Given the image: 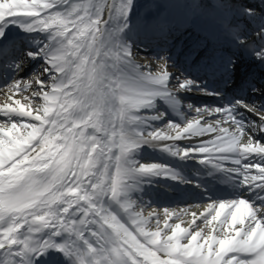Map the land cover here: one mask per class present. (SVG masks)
Wrapping results in <instances>:
<instances>
[{"label": "snow or ice", "instance_id": "1", "mask_svg": "<svg viewBox=\"0 0 264 264\" xmlns=\"http://www.w3.org/2000/svg\"><path fill=\"white\" fill-rule=\"evenodd\" d=\"M131 4L124 0L119 6L107 5L109 20L121 18L114 30L109 21L101 26L106 0H0V37L4 26L19 24L29 32L47 31L51 38L39 52L28 53L46 60L47 80L34 77L39 91L33 93L45 104L34 114L28 110L30 103L14 99L15 93L31 86L29 82L22 87L20 80L8 86L13 95L0 103V115L7 120L0 124V255L14 257L7 264H32L33 257L55 248L76 264H264V207L255 208L248 200L207 205L203 223L219 221V229L212 231H221V236L203 235L202 229L190 233L180 223L165 220L171 235L161 240V230L146 231L147 220L134 211L129 193L141 176L175 178L165 166L130 159L134 148L214 133L193 148H164L218 168L230 164L228 170L244 184L264 188V142L230 108L195 110L201 117H215V124L197 119L181 128L169 122L177 129L174 136L155 128L143 130L148 120L160 116L135 115L132 109H150L157 97L177 101L167 87L170 74L140 71L130 59V49L114 36L126 27ZM230 31L240 40L237 30ZM260 35L264 38V32ZM256 54L264 58V48ZM191 84L185 80L180 87ZM258 115L264 122V114ZM14 117L34 122H13ZM129 123L134 128L129 129ZM257 131L264 132V123ZM165 215L171 214L165 210ZM193 217L195 225V213ZM59 236L66 239L59 242ZM189 236V243L182 245L181 239ZM200 238L203 243H198ZM213 245L218 250L213 251Z\"/></svg>", "mask_w": 264, "mask_h": 264}, {"label": "bare ground", "instance_id": "2", "mask_svg": "<svg viewBox=\"0 0 264 264\" xmlns=\"http://www.w3.org/2000/svg\"><path fill=\"white\" fill-rule=\"evenodd\" d=\"M86 1L88 2L89 0H86ZM241 1H245V0H241ZM76 2L77 3H83L84 0H76ZM112 2L109 5L114 4ZM246 2H247L246 3L247 6L249 4H255V6L257 8L256 12H258L257 11L258 8L260 10L262 9L261 16L259 18H257V19L260 20L261 17L263 16V14H264V12H263L264 4L262 5V4L258 3L257 0H246ZM174 3L178 6V7H176L177 9L176 8L174 9V14H176L175 15V19L178 22H179V20L182 22V32L183 31L185 32L187 30V28H188L187 15H190V16L191 15L192 16L195 15L194 11L196 10V8H194V6L196 4L193 1L192 2H187V4H186V2L183 1V0H174ZM185 4H186V8L188 9V12H189L188 14H186L182 10L185 7ZM154 5H155V3L152 0H142V1H140V3H139V1H135L134 3H132L131 10L129 11L126 20L123 22V23L126 24V27H124L122 31H118V32L115 31L114 32V36H118V37L126 36V33L131 28V25L133 23L134 18H136L135 21L136 20L137 21L140 20L139 25H141V27H142V31L137 32V35H139L140 37H143V38L148 37L152 41H158V42L165 41L166 39L163 38V37H164L165 33L167 34L169 29L168 28H162L161 26L164 27L166 24L165 23L162 24L158 19H156L157 15L150 14V11L157 10V8L156 9L154 8ZM149 16L151 17V19H150ZM105 18H106V21H109L110 25H113V23H116V21L117 22H121V18H117L115 16H113V18L111 20H109V9L108 8L106 9V12H105ZM147 18H149L150 20H147ZM155 22H156V24H161V26H157L156 25L151 30L149 28V26H150L151 23H155ZM172 22L174 23L175 20L173 19ZM174 25H175V23L172 24V28H175ZM103 26H105V25L103 24ZM153 30H155V31L160 30V32H153ZM258 30L259 29H257L256 31H258ZM168 34H171V33H168ZM7 37L10 39V41L13 40L12 43L14 45L24 41L28 45L39 46V47L45 45L46 42L49 43L50 39H51L50 38V34L47 31H44V32H29V31H26L19 24H12V25L9 24V25H6L4 27V35L2 37H0V41L1 40H5L6 41ZM214 42L216 44H220L219 40L218 41L214 40ZM8 43L9 42L4 43V44H7V45H3V47L7 48L9 46ZM0 45H1V42H0ZM10 46L14 47L11 43H10ZM251 47H252V45H246L245 46V50L250 51ZM246 58H249V56L246 55ZM262 59H260V60H262L263 63H264V58H262ZM132 62L135 65H138L139 67L151 68V69L156 70L155 72L151 73L152 75L162 74L163 72L169 73L170 75H169V80L167 82V87H168L170 93H172V94H173V91L171 90L172 86H176V85L180 84L181 82H183V80L181 78L177 79L178 76H177L176 70H173L172 67L169 64H164L163 62H158V61L150 62V61H145V60H141L140 64H138L136 61H133V60H132ZM45 66L46 65L44 64L43 61L35 63V67L37 68V71L39 73H41L42 75H44V77L47 79L48 74L44 72ZM140 71H142V70H140ZM8 85L4 86L0 90V103L5 102L7 96L13 95V92L9 91ZM27 94H28V92L27 93H24V92L15 93L14 94V99H19V100H21L22 103H26V104L30 103L31 104V108L28 109V110L34 111V114H35V109L38 106H43L45 103H43V104L36 103L35 100H33V98L31 96L27 95ZM25 98H27V99H25ZM13 106L15 107V105H13ZM132 113L135 114V111H133V109H132ZM0 119L6 120V118L3 117L2 115H0ZM13 121L14 122L19 121L20 123H32V122H34V121L31 120L30 117H23V118L14 117ZM5 123H7V122H5V121L3 123L0 122V124H5ZM161 129H162V132H161L162 134H167L169 136H174L176 134V131H177V129L171 128V127H169V124H165V123H163ZM88 131L91 132L92 130L88 129ZM117 131H119V129H117ZM214 136L215 135H212V134H205L204 136H192L190 138H185V139H181V140H159V141H155V142L163 144V146H165V145H174L175 147H178L180 149H185V148L196 147L197 144L201 143L202 141L211 139ZM151 143L152 142L144 143L145 149L142 148V150H138V152H136L134 154L131 153L130 159H132L134 161H137L139 164H141L140 156H141V154H144L146 156L151 157V159H153V157L154 158L155 157H158V158L163 157V159H166V160H175V159H178V160L185 159L186 160V159H191L193 161H198L197 163L200 164V165L203 164V165L209 166V167L212 165V163H203V162H201V159L199 157H197V156L182 157L180 155H173L172 152L166 151L162 147H158V146L152 145ZM149 147H152V149L155 148L156 150H158L159 154H157L155 152H152L151 150L150 151L149 150L146 151V148H149ZM117 151H118L117 148H113V152H117ZM132 151L135 152L137 150H132ZM160 151L162 152V154L160 153ZM155 155H157V156H155ZM152 161H154L153 164L166 166L164 161L160 162L157 159L152 160ZM167 167L170 168L171 166L167 165ZM223 168H230V164L226 165ZM161 178L165 179L164 177H162V175H152V177L149 178V179L151 181H154V182H160ZM136 185H137V183H136ZM148 190H149V188H148ZM150 191L151 192H155L156 191L158 193H161L164 197H166V194H167L166 190L153 189V190H150ZM129 197L131 199L132 196L129 195ZM135 208H137V207H135ZM150 214H151L150 212L144 211L143 214L142 213L140 214L139 218H141L142 220H147V224L143 225V227L145 228L146 231H156L157 228H159L161 230V240L165 239L167 235H171L170 229L165 227V220H167V223L169 225H175L176 223H180L183 228H188L190 233L194 232V230H201L202 229L203 235H207V234L213 232L212 231L213 228H216L218 226V224H219V221H214L212 225H207V224L203 223L204 216L208 215L207 205L203 206L200 210H198L197 213H195V220H196V224L195 225L192 224V220H193L194 217H192V218H190L188 220L182 219V218L181 219H179V218L176 219V217H175V220H174V219H172L170 217V218H165V220H163V221L159 220V224H157V220H156V218H157L156 216L157 215L150 216ZM158 218L160 219V217H158ZM209 219H210V216H209ZM197 225L199 227H197ZM236 227L239 228L240 225H237ZM23 230L24 229H21V231H23ZM213 234L215 235L217 233L214 232ZM86 235H87V233H86ZM58 238H59V240H62V241H64L66 239L65 236H59V237H56L55 239H58ZM138 239H141V242H143L142 238L138 237ZM200 239H203V238H200ZM189 240H190V236L188 238L181 239L180 243L182 245L183 244H187V243H189ZM216 250H218V246H213V251H216ZM3 251L4 250H0V252H3ZM158 255L161 258H167L164 253H158ZM242 255L244 256V254H242ZM68 260L69 261H73V263H75L74 262L75 261L74 258H68Z\"/></svg>", "mask_w": 264, "mask_h": 264}, {"label": "rangeland", "instance_id": "3", "mask_svg": "<svg viewBox=\"0 0 264 264\" xmlns=\"http://www.w3.org/2000/svg\"><path fill=\"white\" fill-rule=\"evenodd\" d=\"M135 1H139V3H140V1H142V0H132V3H134ZM155 4H157V5H163V3H164V1L165 0H152ZM183 1H185L186 3L187 2H192V0H183ZM200 1L201 0H194V3L197 5L198 3H200ZM213 1V0H212ZM124 2V0H118V1H116L114 4L115 5H117V6H119L120 4H122ZM257 2L258 3H260V4H264V0H257ZM210 4L211 5H213V2H210ZM131 6H132V4H131ZM263 12H264V7H263ZM115 16V15H114ZM115 17H117V18H120V17H118V16H115ZM120 23L121 22H117L116 21V23H113V25H111L112 26V28L114 29V30H117V29H119V26H120ZM5 27V26H4ZM115 32V31H114ZM116 32H118V31H116ZM254 57H257V58H254ZM252 58L253 59H259V58H261V57H259L257 54H255L254 56H252ZM7 122V120H4V119H0V122L1 123H3V122ZM14 122V121H13ZM227 212V211H226ZM217 229H219V225L217 226ZM214 232H211V234H213ZM216 233L217 234H215V235H217V236H221V231H216ZM204 241H203V239H200L199 241H198V243H203ZM213 246H218V245H213Z\"/></svg>", "mask_w": 264, "mask_h": 264}]
</instances>
